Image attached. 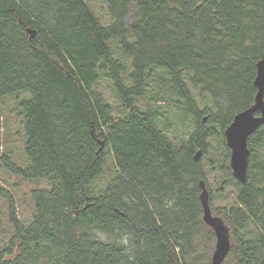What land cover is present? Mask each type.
<instances>
[{
    "label": "trees",
    "instance_id": "16d2710c",
    "mask_svg": "<svg viewBox=\"0 0 264 264\" xmlns=\"http://www.w3.org/2000/svg\"><path fill=\"white\" fill-rule=\"evenodd\" d=\"M105 2L107 20L87 0H0V98L28 92L19 102L28 164L0 150V169L49 182L31 190L27 220L0 178L11 226L0 264H212L201 180L230 230L223 264H264V126L249 137L244 183L224 133L255 102L264 0ZM161 107L183 136L161 127ZM109 158L108 187L96 190ZM216 167L239 189L229 207L212 205L207 170Z\"/></svg>",
    "mask_w": 264,
    "mask_h": 264
},
{
    "label": "rangeland",
    "instance_id": "374dc122",
    "mask_svg": "<svg viewBox=\"0 0 264 264\" xmlns=\"http://www.w3.org/2000/svg\"><path fill=\"white\" fill-rule=\"evenodd\" d=\"M89 5L92 7L95 14L100 19H108V10L105 0H87ZM104 25H106L104 23ZM118 56L122 57L127 64V71H131V60H125L120 50L117 51ZM112 83L109 80H102L97 84V88L104 94L110 102L111 105L119 112L120 99L113 92L111 87ZM152 86L149 87L151 90ZM28 94V92L24 91ZM11 93L7 96L0 98V150L5 151L11 155L12 159L19 166H26L28 164L26 151H25V130L22 122V116L20 114L19 102L25 93ZM196 97L202 104V95L199 90H196ZM150 95V94H149ZM139 104L147 106L146 98H141ZM147 104V105H146ZM156 105L155 103H153ZM172 108L167 107L164 114H162V107L159 113V122L161 127L168 124V131L172 137L183 136V131L187 128L183 126L182 122L177 119L175 113H172ZM115 110V111H116ZM165 114L167 115L165 117ZM202 157V156H201ZM106 167L103 175L94 180V185L96 190L103 191L108 187L109 179L112 177V171L110 166L112 164L111 159L107 161ZM209 168V165H206ZM207 170V169H206ZM0 178L5 181L6 186L13 191L15 199L17 202L18 213L23 219H29L32 217L33 212V200L31 198V190L39 187H48L49 182L47 179H33L27 180L23 179L20 175L15 173H10L6 168L0 169ZM228 176H225L224 171L217 169L213 171L207 170V179L209 183V188L212 195V205L216 207H229L231 206L237 198L239 189L234 184H229L226 182ZM225 180V181H224ZM9 209L7 202L0 198V242L2 240L1 236L4 233V228L7 230L11 228L8 216L5 214Z\"/></svg>",
    "mask_w": 264,
    "mask_h": 264
},
{
    "label": "water",
    "instance_id": "95a60500",
    "mask_svg": "<svg viewBox=\"0 0 264 264\" xmlns=\"http://www.w3.org/2000/svg\"><path fill=\"white\" fill-rule=\"evenodd\" d=\"M31 37L36 35V31L28 29ZM255 85L258 89L255 102L249 108L237 113L233 121L225 129L227 146L231 150L230 166L233 176L240 182L247 180L249 166V137L264 125V54L257 64V76ZM260 114L258 115L257 113ZM207 118H204L206 122ZM101 144L100 150L105 146V142L98 140ZM201 151H198L194 159L200 160ZM201 194L200 200L204 209V220L210 225L216 234V247L212 255V264H223L231 250L230 230L225 221L213 214L210 205V192L204 180L200 181Z\"/></svg>",
    "mask_w": 264,
    "mask_h": 264
},
{
    "label": "flooded vegetation",
    "instance_id": "af4514ba",
    "mask_svg": "<svg viewBox=\"0 0 264 264\" xmlns=\"http://www.w3.org/2000/svg\"><path fill=\"white\" fill-rule=\"evenodd\" d=\"M257 114L259 115V114H260V112H259V113H257ZM263 126H264V125H262L261 127H263ZM261 127H260V128H261ZM260 128H259V129H260ZM216 216H217V215H216Z\"/></svg>",
    "mask_w": 264,
    "mask_h": 264
}]
</instances>
